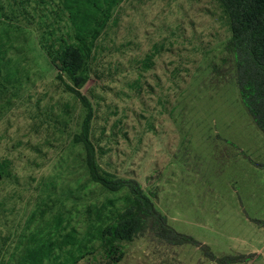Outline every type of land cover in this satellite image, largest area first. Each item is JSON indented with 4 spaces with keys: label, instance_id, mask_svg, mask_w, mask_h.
<instances>
[{
    "label": "rangeland",
    "instance_id": "obj_1",
    "mask_svg": "<svg viewBox=\"0 0 264 264\" xmlns=\"http://www.w3.org/2000/svg\"><path fill=\"white\" fill-rule=\"evenodd\" d=\"M50 4L0 0V159L17 177L0 181L3 264L17 262L21 248L10 241L32 214L29 231L51 236L60 223L61 233L84 236L98 213L124 203L125 190L88 177L75 142L84 101L98 170L136 181L167 225L192 239L174 244L147 228L115 264L246 262L264 242V135L242 105L219 4L123 0L91 47L80 96L48 56L73 42L67 16ZM89 247L76 264H111L96 242Z\"/></svg>",
    "mask_w": 264,
    "mask_h": 264
},
{
    "label": "trees",
    "instance_id": "obj_2",
    "mask_svg": "<svg viewBox=\"0 0 264 264\" xmlns=\"http://www.w3.org/2000/svg\"><path fill=\"white\" fill-rule=\"evenodd\" d=\"M49 1L52 13L58 14L56 10H59L62 15L67 16L73 31V42H60L56 49L48 51V56L55 70L59 72L57 78L64 74L71 80L73 86H67L69 93L80 96L75 88H81L86 82L84 67L91 47L104 25H107L113 10L123 0ZM215 1L221 7L230 28L231 37L227 50L233 57L242 105L264 135V0ZM84 108L87 116L82 124L81 135L76 137L75 142L82 145L88 177L93 183L110 192L125 190L124 203L121 209L107 212L105 218H101L98 213L96 232L90 234L88 231L84 236H79L74 228L61 233L58 229L60 223L54 226V235L51 236H43L38 225L34 226L33 231H29L28 227L34 221L32 214L27 220L29 226L16 234L13 243L10 241L21 248L15 264H76L92 248L89 247L92 242L97 243L98 249L106 254L111 264H115L122 257V244L132 241L147 228L172 240L174 244L191 243L190 237L178 234L167 225L165 217L156 211L136 181L116 179L98 170L94 150L88 138L91 107L85 101ZM16 178L10 161L0 159V181L12 182ZM111 205L109 202L108 206L112 207ZM101 207L104 210L106 208ZM7 238L0 231V248L6 244ZM240 258L248 262L252 256ZM3 262L0 250V264ZM225 262L233 263V259L226 258Z\"/></svg>",
    "mask_w": 264,
    "mask_h": 264
},
{
    "label": "crops",
    "instance_id": "obj_3",
    "mask_svg": "<svg viewBox=\"0 0 264 264\" xmlns=\"http://www.w3.org/2000/svg\"><path fill=\"white\" fill-rule=\"evenodd\" d=\"M260 228H264L262 225H258ZM242 255V254H239ZM242 256H252V259L243 264H264V242L261 245L253 248L252 252L248 255L243 254Z\"/></svg>",
    "mask_w": 264,
    "mask_h": 264
}]
</instances>
